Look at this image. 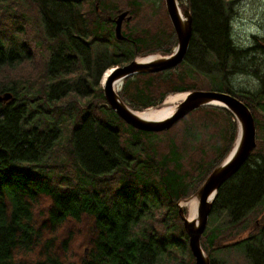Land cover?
I'll list each match as a JSON object with an SVG mask.
<instances>
[{
	"label": "trees",
	"instance_id": "trees-1",
	"mask_svg": "<svg viewBox=\"0 0 264 264\" xmlns=\"http://www.w3.org/2000/svg\"><path fill=\"white\" fill-rule=\"evenodd\" d=\"M83 2L91 9L98 4L89 24L83 19ZM229 2L185 0L184 7L178 2L190 12L192 23L186 56L177 67L183 72L128 77L118 93L120 100L144 111L171 93L193 92L196 88L187 85L193 79L189 68L219 78L209 90L230 94L258 114L256 106L250 108L242 93L222 80L254 72L260 84L254 101L264 99V48L258 42L247 47L234 44L235 15ZM111 13L117 12L108 0H0V21L3 17L8 23L0 35V77L31 59L34 41L25 33L28 21L40 23L48 53L44 87L34 89L32 79H0V95L9 92L13 98L0 103V264H27L34 252L40 257L33 264H164L173 255V260L186 256L194 264L177 203L191 195L189 184H197L194 194L206 177L188 180L187 172L169 168L167 157H156L150 142L156 133L124 123L106 106L100 85L108 68L138 56L169 55L173 43L165 44V33L118 41L108 19ZM88 25L93 26V43L76 36L82 32L85 38ZM125 34L132 38V32ZM168 35L177 41L173 29ZM80 69L83 75L74 78ZM172 76L182 79L179 85L172 87ZM194 112L202 113L203 119L192 122L187 135L194 138L215 127L206 126V120L213 119L220 124L217 136L224 138L208 176L232 150L237 124L221 107L204 106ZM171 154L175 158L179 152ZM263 200L264 154L255 147L212 201V227L201 239L210 264H222L211 252L228 247L242 248L249 264H264V223L256 228L253 214L263 207ZM219 220L224 224L215 226ZM85 221L90 227L82 239L86 255L78 260L47 255L52 233ZM215 240L228 243L214 249Z\"/></svg>",
	"mask_w": 264,
	"mask_h": 264
},
{
	"label": "rangeland",
	"instance_id": "rangeland-1",
	"mask_svg": "<svg viewBox=\"0 0 264 264\" xmlns=\"http://www.w3.org/2000/svg\"><path fill=\"white\" fill-rule=\"evenodd\" d=\"M103 1L106 2L107 0ZM228 1H232L229 2L228 5H232V8H234L235 15L231 23V37L234 44L239 45L241 47H247L249 45H252L253 43L255 46L258 42L264 48V0ZM108 2L113 4V10L117 12V14L119 12H127V15L124 17L121 25V34L124 39L119 40L115 37V24L112 23L113 35L118 41H135L139 35H146L150 37L156 35L157 33H165L167 35L165 44L170 45L173 43V46L171 47L172 52L177 47V41H173V39L168 35V33H170L173 29V27L166 12L164 0H108ZM177 2L181 3L182 6L185 5V0H177ZM80 8L82 9V14L84 16L83 19H85L86 24L91 23V20L95 18L91 14L94 12L97 14V11H99L98 4L95 5V9H91L87 2L81 3ZM182 8L179 9L183 13L185 10H183ZM111 14L112 15L110 16L112 17L113 13ZM71 15H73V13ZM74 16H76V14ZM129 16H131V19L127 21L126 19ZM115 17L113 19H115ZM80 18H82V15H80ZM7 24L8 23L6 22L5 18L2 17L0 21V35L4 34ZM92 28V25H88L87 29L84 31V33L86 34L85 38L82 37V32H80V36H76L81 38L83 42L87 41L89 43H93ZM128 31L132 32V38L128 39L127 34H125ZM25 33L30 41H34V44L32 43L33 52L31 59L20 65L15 66L12 70L5 72L0 77V79H32L34 89L38 85L44 87L47 80L46 60L48 53L46 52V43L42 38L40 23L36 21H28ZM73 34L75 35L76 32H73ZM93 47L95 48L96 46L94 45ZM151 55H159L160 57L167 56L162 55L160 53H156L146 56H138L137 59L148 57ZM262 57H264V55H262ZM137 59L134 58L132 61ZM123 66L110 67L107 70L112 71L116 68ZM177 67L172 70H176L175 72H183V70H178ZM252 69H254V66L252 67ZM79 71L80 76H73L74 78H80L83 75L82 70L80 69ZM186 71L193 78L189 80L190 83L188 82L187 85H193L196 88L195 91H216L209 90V88L212 86V84L219 83V78L207 77L203 74L195 73L189 68H187ZM251 79H253L251 78V76L245 75L231 76L227 80V83L235 92L242 94L247 93L249 95L251 94V96H253L252 90L254 88V95H256L257 99V96L260 92V84L257 83V81L255 80L256 78H254L253 84ZM170 80L172 82V87L179 85V83L182 81V79H175L174 76H172ZM101 81H103V79H101ZM123 81L124 80L119 81V83L115 86V93L117 95L122 90ZM178 94L185 93H171L167 95V97ZM249 100L250 97L248 98V101ZM259 100V102L254 101V106H256L255 111H257L258 114H254L252 110L250 112L253 116V119L255 118L254 122H256V151L264 154V99ZM124 104L128 107L127 102H124ZM250 108H253V106H251ZM131 110L134 112H139L132 108ZM192 112L183 117L176 125H174V128L172 127L171 129L165 132H157L156 135L152 137L150 142H152V144L154 145L156 157L160 159H162L163 157L168 158L167 164L170 169L175 170L177 172H187L185 176L188 180L193 179V181H197L204 177L207 178L206 175L212 169V162L218 155V149L224 144V138L223 134L221 133L219 136H217L218 131H220V124L216 123L213 119H207L206 126L210 127L214 125L215 127H212L209 130L203 132H199V136H196L194 138L191 135H187L188 130H190L191 123L194 122L196 119H199L200 121H202L203 119L202 113ZM232 117L234 118V116ZM234 120L236 122L235 118ZM120 129L125 131V127L123 125L120 126ZM176 149L178 150L179 154L177 157L173 158L171 151ZM196 185L197 184H189L188 193L191 195L185 198L184 201L180 204L183 207L185 217H187L188 213L190 212V210H187V207H189L190 205V200L194 198L192 194ZM262 204L263 207H258L253 212L254 218L256 219L252 220H254V225L256 228L257 226H261L264 223V200ZM41 218L43 219L44 215ZM39 223H41V221L36 222V224ZM162 223L165 224V221L163 220ZM223 224L224 222L219 220L214 225L217 226ZM207 227H212V225H210L209 223V219L206 229ZM89 228L90 227L88 226L86 221L82 223L80 222L77 228L74 226V224H70L68 226L63 225L59 227L50 236L51 244H48L47 247V250H49L50 254L47 255H56L57 257L64 256L67 259L72 260H78L83 255V253L86 255L87 249L85 248L82 239L83 234L85 233V231L89 230ZM262 241L264 243V233L262 235ZM227 243L228 242L215 240L213 242V248L215 249ZM211 255L214 261H217L218 263L222 264H249V262L245 258L243 249L240 247H228L225 249L217 250L215 252L212 251ZM39 257L40 256H38L37 253L34 252L33 254L27 256L26 263L33 264L34 261L37 260ZM173 258L174 255L170 259L165 258L166 262L164 264H190V261L186 256L178 257L176 260H173Z\"/></svg>",
	"mask_w": 264,
	"mask_h": 264
},
{
	"label": "water",
	"instance_id": "water-1",
	"mask_svg": "<svg viewBox=\"0 0 264 264\" xmlns=\"http://www.w3.org/2000/svg\"><path fill=\"white\" fill-rule=\"evenodd\" d=\"M164 2L166 12L177 37V47L172 54L161 57L151 63L141 64L134 60L115 70H107L104 73L106 74L105 79L101 81L102 93L107 106L115 112L121 120L130 127L147 133L168 131L187 114L204 106L224 108L236 119L237 146L232 148L227 157L212 170L201 187L193 194V196H197L198 201L197 213L199 223L197 226L194 227L184 216L183 207L180 205L184 199L177 203L178 215L188 237V246L194 259V264H210L208 257L201 248V239L208 223L212 201L216 196L217 190L239 171L254 150L256 146V127L249 108L236 97L224 92L193 91L186 93L176 111L170 117L159 121H145L134 116L132 110L119 99L114 90V83L116 81H122L138 73L154 74L169 71L176 68L184 61L192 33L190 12L185 10L182 13L185 21H181L179 17V12L181 10L178 7L177 1L164 0ZM119 13L115 19H113V23L115 24V37L121 40L124 39L121 34V25L127 12ZM130 19L131 16L127 17L126 20L129 21ZM148 57H153V55ZM12 99V95L9 92L0 95V103L8 102Z\"/></svg>",
	"mask_w": 264,
	"mask_h": 264
},
{
	"label": "bare ground",
	"instance_id": "bare-ground-1",
	"mask_svg": "<svg viewBox=\"0 0 264 264\" xmlns=\"http://www.w3.org/2000/svg\"><path fill=\"white\" fill-rule=\"evenodd\" d=\"M179 17H180L181 21H185V18H184L181 11L179 12ZM159 58H161L159 55H155L153 57L138 58L136 60V62L141 63V64L151 63V62L156 61ZM105 77H106V74H104L103 80L105 79ZM118 83H119V81H116L114 83V90H115V86ZM184 97H185V94H178V95H174V96H169L164 100V102L161 105H159L156 108H152V109L144 111V112L132 111V113L134 114V116H136L142 120H145V121L163 120V119L170 117L176 111L180 102L183 101ZM237 143H238V137L236 138V142H235L234 147L237 146ZM197 207H198L197 196H194V198L190 200L189 207H187V210H190V212L188 213V216L185 217L188 220V222H190L194 227L197 226L199 223Z\"/></svg>",
	"mask_w": 264,
	"mask_h": 264
},
{
	"label": "flooded vegetation",
	"instance_id": "flooded-vegetation-1",
	"mask_svg": "<svg viewBox=\"0 0 264 264\" xmlns=\"http://www.w3.org/2000/svg\"><path fill=\"white\" fill-rule=\"evenodd\" d=\"M117 14V13H116ZM116 14L114 15V16H112V17H108V19L111 21V23H113V18L116 16ZM114 24V23H113ZM254 70V69H253ZM237 76H243V74H239V75H237ZM245 76H250V75H245ZM251 78H253V79H251V81L253 82V84H254V72H253V74H252V76H251ZM223 80V82L224 83H227V80L228 79H222ZM228 84V83H227ZM228 86H229V84H228ZM230 87V86H229ZM231 88V87H230ZM232 89V88H231ZM253 92V93H252ZM252 94H253V96H251V94L249 95V94H247V93H243L242 94V96H243V98L245 99V100H247L248 101V98L250 97V100H249V104L251 105V106H253V110H254V88H253V90H252ZM239 100V99H238ZM241 101V100H240ZM242 102V101H241ZM244 105H245V103L244 102H242ZM254 112V111H253Z\"/></svg>",
	"mask_w": 264,
	"mask_h": 264
}]
</instances>
